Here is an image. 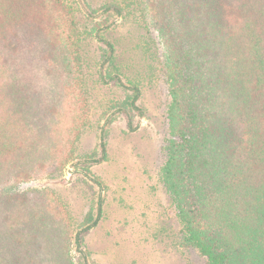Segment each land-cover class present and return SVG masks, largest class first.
I'll use <instances>...</instances> for the list:
<instances>
[{"label":"trees","instance_id":"16d2710c","mask_svg":"<svg viewBox=\"0 0 264 264\" xmlns=\"http://www.w3.org/2000/svg\"><path fill=\"white\" fill-rule=\"evenodd\" d=\"M90 10L99 18L82 22L78 0H0V264H76L72 247L98 222L101 206L77 222L54 190L19 187L77 157L92 109L89 38L105 46L95 73L123 86L117 106L130 127L141 84H167L159 177L175 244L205 264H264V0H103ZM117 18L133 29L126 62L108 37Z\"/></svg>","mask_w":264,"mask_h":264},{"label":"rangeland","instance_id":"374dc122","mask_svg":"<svg viewBox=\"0 0 264 264\" xmlns=\"http://www.w3.org/2000/svg\"><path fill=\"white\" fill-rule=\"evenodd\" d=\"M78 1L82 22L89 16L99 18L90 8L103 0ZM111 28L108 37L116 42L118 58L126 62L133 55L126 51L133 29L120 18ZM152 36L160 51L155 31ZM84 47L91 58L89 72L93 71V75L88 72L92 109L90 123L76 144L75 165L68 164L57 176L19 187L54 190L77 222L87 213L96 218L101 206L98 222L83 234L80 249L72 247L76 264H205L196 249L178 246L169 236L178 223L172 199L159 177L163 146L169 137L166 82L156 76L141 84L137 109L130 111V127L127 113L117 106L125 96L123 86L113 79L102 81L95 73L104 44L89 38Z\"/></svg>","mask_w":264,"mask_h":264}]
</instances>
